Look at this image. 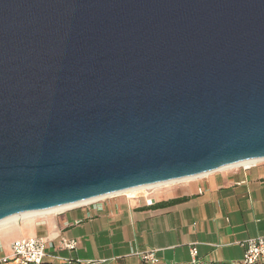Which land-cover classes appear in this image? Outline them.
Wrapping results in <instances>:
<instances>
[{"label":"water","instance_id":"1","mask_svg":"<svg viewBox=\"0 0 264 264\" xmlns=\"http://www.w3.org/2000/svg\"><path fill=\"white\" fill-rule=\"evenodd\" d=\"M264 159V0H0V220Z\"/></svg>","mask_w":264,"mask_h":264},{"label":"crops","instance_id":"2","mask_svg":"<svg viewBox=\"0 0 264 264\" xmlns=\"http://www.w3.org/2000/svg\"><path fill=\"white\" fill-rule=\"evenodd\" d=\"M151 195L148 205L143 193L115 194L18 221L12 232L0 234V254H8L18 237L61 235L78 244L56 254L80 264H151L136 254L145 250L155 251V264H190L191 244L200 261L229 264L241 260L243 241L264 236V159L178 181ZM45 264L66 263L48 258Z\"/></svg>","mask_w":264,"mask_h":264},{"label":"built area","instance_id":"3","mask_svg":"<svg viewBox=\"0 0 264 264\" xmlns=\"http://www.w3.org/2000/svg\"><path fill=\"white\" fill-rule=\"evenodd\" d=\"M253 163L240 166L245 168ZM145 193H151V190H147ZM150 195L143 193L144 204L152 203L153 198ZM54 238L57 239L56 246L52 245ZM77 244L76 239L61 235H55L52 238L31 235L18 237L10 243L8 254H0V264H45V260L48 258L55 259L58 262L62 261L66 264H80L56 254L58 250L74 251ZM242 245L244 251L241 260L230 262L229 264H264V236L248 238L243 241ZM136 254L146 263L155 264L158 261L154 250L139 251ZM189 256L190 264H211L198 259L197 248L194 244L189 247Z\"/></svg>","mask_w":264,"mask_h":264},{"label":"bare ground","instance_id":"4","mask_svg":"<svg viewBox=\"0 0 264 264\" xmlns=\"http://www.w3.org/2000/svg\"><path fill=\"white\" fill-rule=\"evenodd\" d=\"M261 160H263V159L241 161V162H238L236 164H231V165H228V166H225V167H222V168L232 167V166H237V165H239V166L240 165H248V164L253 163L255 161H261ZM222 168H219V169H222ZM219 169H217V170H219ZM208 173H210V172H208ZM204 174H206V173H204ZM200 175H203V174H200ZM200 175H197V176H200ZM197 176L180 178V179H176V180H169V181H165V182H159V183L150 184V185H147V186H140V187L130 188V189H126V190H123L121 192H116V193L109 194V195H106V196L115 195V194H126V195H131V196L132 195L138 196V194L141 193V192H143L146 195H149V194L152 193L153 190H158V189H160L162 187H169L172 184H174L175 182L188 180V179H191V178L197 177ZM147 190H151V193H145ZM106 196H102V197H99V198H93V199L85 200V201L74 203V204L56 206V207H52V208H48V209H44V210L28 211V212H23V213H19V214H15V215L9 216V217H7L5 219L0 220V234H7L8 232H12L14 229H16L17 225H18L17 222H18L19 219H21L25 223L31 222V221L34 220L35 217H40V216L45 217V216L50 215V214H52L54 212L60 211L63 208H66V207H69V206H72V205L86 203V202H89V201H94V200H97V199L104 198Z\"/></svg>","mask_w":264,"mask_h":264},{"label":"rangeland","instance_id":"5","mask_svg":"<svg viewBox=\"0 0 264 264\" xmlns=\"http://www.w3.org/2000/svg\"><path fill=\"white\" fill-rule=\"evenodd\" d=\"M20 223H22L21 219L18 220Z\"/></svg>","mask_w":264,"mask_h":264}]
</instances>
